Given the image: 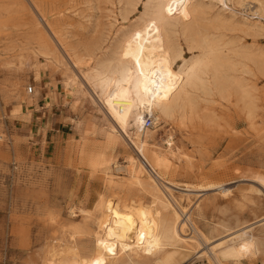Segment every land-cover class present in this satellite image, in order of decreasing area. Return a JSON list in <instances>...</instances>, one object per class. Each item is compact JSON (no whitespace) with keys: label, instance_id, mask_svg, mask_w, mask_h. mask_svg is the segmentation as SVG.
<instances>
[{"label":"rangeland","instance_id":"obj_1","mask_svg":"<svg viewBox=\"0 0 264 264\" xmlns=\"http://www.w3.org/2000/svg\"><path fill=\"white\" fill-rule=\"evenodd\" d=\"M131 1L0 0V264H45L54 239L90 250V234L72 240L69 233L72 227L94 230L99 196L144 203L151 198L121 182L133 147L122 133L108 137L113 122L101 102L73 86L55 61L63 60L80 78L85 64L77 67L71 58L103 59L144 27L158 42L166 32L178 44L183 57L178 65L201 53L181 33L184 21L150 23L151 3ZM202 1L207 7L202 31L217 44L225 79L217 86L209 70L202 77L209 91L186 86L190 103L169 116L155 110L158 119L147 138L157 154L145 155L161 175H154L161 188L176 197L185 187L190 190L189 201L181 203L192 208L191 219L207 238H217L225 228L253 227L256 257L236 264H264V219L257 222L264 217V190L254 180L264 176V12L255 11L254 0ZM216 15L222 22L212 21ZM28 86L38 90L34 101L27 97ZM119 118L134 127L133 114L121 112ZM104 173L121 183H108ZM210 185L230 192L204 190ZM148 192L154 193L149 187ZM184 264L208 263L195 255Z\"/></svg>","mask_w":264,"mask_h":264},{"label":"bare ground","instance_id":"obj_2","mask_svg":"<svg viewBox=\"0 0 264 264\" xmlns=\"http://www.w3.org/2000/svg\"><path fill=\"white\" fill-rule=\"evenodd\" d=\"M214 1L226 4L224 0ZM254 1L259 4V8L255 11L259 10L263 13L264 5L260 0ZM147 2H150L153 7L149 16L150 23L165 24L173 19L176 22L177 19L184 21L181 33L187 42H194L201 51L196 58L188 63L184 61L178 65V60L182 59L183 61L178 44L170 40L166 32L162 35V41L158 42L156 35L144 27L132 39L118 46L119 50L116 48L103 59L89 55L84 59L76 57L73 60L71 58V63L77 67L85 64L86 70L80 71L82 73L80 78L70 68L71 66L62 62L63 60L55 61L70 74L69 80L75 84L73 86L83 93L86 92L92 98V94H94L101 102L113 122L108 125L106 131L108 137L117 138L121 136L117 135V132L122 133L133 147L134 155H130L128 158L125 170L126 178L121 182L126 186H134L138 191H146L151 198L148 199V203H144L141 202L142 200H120L115 196H99L95 205L97 214L93 221L94 230L88 232L84 229L85 227L82 228L84 231L79 227H72V232L69 233L72 240L75 235L90 234L93 243L92 249L82 250L83 247L79 248L80 246L73 242L57 244L54 239L49 244V251L45 252L43 258L45 264H184L195 255L196 258L205 257L208 264H227V262L236 264L244 258L253 260L256 257L259 243L258 238L252 232L253 227L225 228L222 234L210 240L192 221V208L181 203L182 200L183 202L184 200L189 201L191 194L187 192L190 190L185 187L183 191L186 193L176 197L172 195L171 189L161 188L160 182L156 179L161 175L153 169V165L145 155L150 151L157 154L156 146L151 144L147 138L148 128L144 127L146 116L152 117L154 125L158 119L154 113L155 110L164 116H169L177 108L190 103L186 86L195 85L209 91V81L204 82L202 78L209 70L212 72L217 86H221L225 79L221 74L224 61L219 55L217 44L209 38V33L202 31L203 18L205 17L202 14L207 9L206 6L204 9L205 4L203 5L202 0H147ZM253 4L255 3L253 2ZM195 17L197 19L193 22H186V20ZM215 18L221 22L223 20H220L219 16H214L212 21ZM225 23H229V21ZM47 46L50 48L48 44ZM34 80L40 81V73L37 68ZM84 85H87L92 93L84 90ZM37 94L38 90L36 89L27 97L34 101ZM121 112L124 114L129 112L134 115L132 129H128L121 122L119 118ZM175 153L177 154V152ZM156 156L157 164H159L160 159L158 155ZM103 177L108 183H121L117 182L112 174L104 173ZM254 180L264 190V176H254ZM148 187L154 193L148 192ZM217 188L218 192L219 189H222L221 192H230L229 189L221 188V185H210L204 190L215 189L216 191ZM256 192L260 193L261 189L257 188ZM73 212L71 210V213ZM263 219L264 217L258 219L257 222ZM263 222L262 224H264ZM188 230L192 234L184 236Z\"/></svg>","mask_w":264,"mask_h":264},{"label":"built area","instance_id":"obj_3","mask_svg":"<svg viewBox=\"0 0 264 264\" xmlns=\"http://www.w3.org/2000/svg\"><path fill=\"white\" fill-rule=\"evenodd\" d=\"M33 92V88L31 86L27 87V93H32ZM153 126V119L150 116H146L145 117V122H144V127L145 128H150Z\"/></svg>","mask_w":264,"mask_h":264},{"label":"crops","instance_id":"obj_4","mask_svg":"<svg viewBox=\"0 0 264 264\" xmlns=\"http://www.w3.org/2000/svg\"><path fill=\"white\" fill-rule=\"evenodd\" d=\"M28 102V101H27ZM20 106H21V104H20ZM19 108V107H18ZM18 108H17V110H18ZM32 112H37V111H32Z\"/></svg>","mask_w":264,"mask_h":264}]
</instances>
